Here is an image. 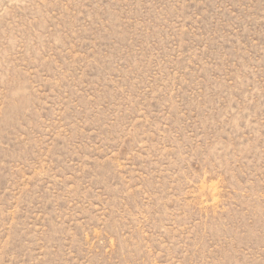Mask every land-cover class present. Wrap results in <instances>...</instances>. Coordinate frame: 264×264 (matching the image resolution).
Listing matches in <instances>:
<instances>
[{"label":"rangeland","instance_id":"obj_1","mask_svg":"<svg viewBox=\"0 0 264 264\" xmlns=\"http://www.w3.org/2000/svg\"><path fill=\"white\" fill-rule=\"evenodd\" d=\"M0 264H264V0H0Z\"/></svg>","mask_w":264,"mask_h":264}]
</instances>
